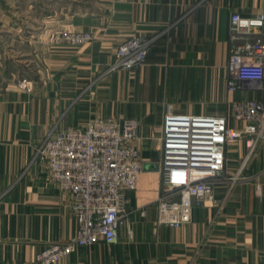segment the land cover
<instances>
[{
  "label": "crops",
  "instance_id": "crops-1",
  "mask_svg": "<svg viewBox=\"0 0 264 264\" xmlns=\"http://www.w3.org/2000/svg\"><path fill=\"white\" fill-rule=\"evenodd\" d=\"M45 7L43 39L73 30L94 40L51 44L54 60L38 80L0 89V264H39L45 248L76 235L73 200L51 182L36 152L51 132L98 117L138 120L147 171L128 193L117 243L79 248L57 264H264V144L231 184L247 154L245 140L231 142L217 203L194 206L180 228L157 224L161 183L150 166L160 156L167 104L210 116L230 113L236 101H264L253 83L228 89L231 16H264V0H48ZM157 36L143 65L108 72L122 43ZM253 39L264 43V23Z\"/></svg>",
  "mask_w": 264,
  "mask_h": 264
},
{
  "label": "built area",
  "instance_id": "built-area-1",
  "mask_svg": "<svg viewBox=\"0 0 264 264\" xmlns=\"http://www.w3.org/2000/svg\"><path fill=\"white\" fill-rule=\"evenodd\" d=\"M123 2L127 0H113ZM264 16L244 18L235 13L230 23V92L253 83L264 90V43L254 40V30ZM154 37L130 39L116 51L117 61L108 72L133 70L143 65ZM94 40L90 32L54 33V44L81 47ZM24 85V83H23ZM136 119L95 118L85 127L51 132L40 144L36 159L49 179L73 200L76 235L65 243H52L37 256L39 264H57L77 249L99 242L115 244L127 217V196L138 189L147 171L138 146ZM245 140L247 154L236 175L227 177V152L231 142ZM160 156L150 164L161 186L155 200L157 224L180 228L192 219L194 206L216 204L215 187L229 178H242L247 162L264 144V101L240 100L225 115L199 116L177 112L167 104L160 138ZM146 210L142 214L146 215Z\"/></svg>",
  "mask_w": 264,
  "mask_h": 264
},
{
  "label": "rangeland",
  "instance_id": "rangeland-1",
  "mask_svg": "<svg viewBox=\"0 0 264 264\" xmlns=\"http://www.w3.org/2000/svg\"><path fill=\"white\" fill-rule=\"evenodd\" d=\"M47 1L0 0V89L27 88L23 79L38 80L54 60L52 38L41 36Z\"/></svg>",
  "mask_w": 264,
  "mask_h": 264
}]
</instances>
